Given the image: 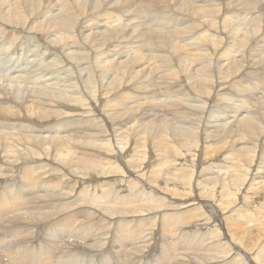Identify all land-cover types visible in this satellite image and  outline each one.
<instances>
[{
  "label": "bare ground",
  "instance_id": "obj_1",
  "mask_svg": "<svg viewBox=\"0 0 264 264\" xmlns=\"http://www.w3.org/2000/svg\"><path fill=\"white\" fill-rule=\"evenodd\" d=\"M7 1L0 0V27H3L4 31L9 32L10 36L15 37V39L29 37L42 44V47L46 50L44 53L47 56L46 63L48 62L47 64L53 69L50 73L51 75L57 76L53 77L55 80L50 83L44 80L41 83H35L33 81L37 85L29 86L27 82H31V80L28 79L26 82V78L23 76L15 78L13 76L11 79H8L0 75V127L6 128L5 130H0V250L3 255L9 256L14 261H18L16 264H23V258H19L17 251L12 249V242L15 241L16 244L21 240L22 234H26L28 238H31L35 234V230H37L45 233H42L41 238L33 243L36 248L30 242L28 247L34 254L38 253V247L41 246L44 247V251H52L51 256L58 259L55 261L57 264H90L88 263L89 256H103L105 251L102 248L103 246H99V244H104V242L94 237L91 231L92 223H99L103 220L100 219V199L94 194L91 186L92 182L82 177H77L72 180V184L78 187L80 186V188H74L72 194L62 192V188L65 187L64 178L67 174L57 172L56 170L52 172L53 169L57 168V164L44 158L24 160L16 152L27 150L30 143L34 141H39L43 145L57 142L53 151L54 155L63 158L72 153L77 148L76 144L81 142L82 138L86 136L85 142L96 150V154L99 157V164L95 169L104 167L103 164L112 165L117 163L125 165L127 163L129 167L136 169V172L144 177L148 175L146 174L147 168H150V166L142 168L144 165L143 160H145L147 154L140 160L127 162L129 160L128 158L136 152L138 146L136 149L135 145L128 147L125 146V142L120 148L113 147L119 141L128 140L127 137L130 132L119 131V129L124 130L125 127H129L127 130H131L133 127H144L148 129L146 130L147 132L158 130L165 133V136L172 137L174 142L182 141L184 143L187 141L191 142V144L195 138L197 139L199 137L198 134H200L199 139L200 141L202 140L205 148L207 141H216L217 144L220 143L219 151L222 150L225 158L222 159L223 156L218 158L222 162L226 160L224 162L226 164L231 162L232 164L230 165L236 167V171L239 172L235 174L233 171L227 170V168H232V166L227 165L225 168L224 163L222 165L219 164L220 166L215 165L212 168L206 167L205 173L201 170L199 171L198 168V173H195V178L197 179L194 185L188 186V184L185 185L184 181L180 179L183 177L182 174L177 173L176 170H167L170 172L168 175L172 177L170 181H172L173 187H177V190L183 189V193L181 192L178 195L176 194V190L168 187L169 185L166 187L175 193L172 196L166 195L163 201L178 204V207L171 208L169 211L176 212L183 210L197 214V223L190 224L188 230L191 232L205 230V232L208 231L210 233V235H205V241L202 242H197L196 238L193 237L190 243L192 250H188L192 256H182L177 264H208L214 260L228 259L225 255V249L222 256L220 254H210V250H219L222 248L220 247L222 242L214 243L215 240L213 241L211 237V234L214 232L216 234L214 239H217L216 236L219 235V232L216 230L219 224L212 226V223H210L213 220L215 211L221 214L217 210L218 208L225 209L224 214L227 215L226 219L228 220L233 217H230V215L237 211L241 215L240 219L247 218L252 221V224L259 223L260 227L259 225L253 226L251 232L263 229L264 217L260 222L259 215H251L248 209L256 201L254 195L262 192V189L257 190L256 188H252V186L264 185V180L260 179L264 177V141L262 142L263 146L259 150H257L258 146H256L255 142H253V147H245L236 153L231 151L226 154L227 147L221 143L219 137H227L229 139L236 136L241 141L246 140L250 142V140L256 141L264 136V85L261 87L263 90L261 97L253 98V96H257L256 93H253L251 96L253 100H249L251 99L249 95L248 98L241 99L239 105L234 102L231 105H227L221 99L223 93L231 86L230 92L235 83H238V87L239 84L244 83V88L249 93L251 90L256 89L246 86L250 85V80L255 78L264 80V52H261L264 44L260 42L264 41V0H204L205 2L203 4H197V2H201L202 0H149L150 5H143L142 9L137 8L135 15L144 14L143 18H145V10L151 8L152 12L156 13L150 15L154 18L148 19L163 20V22L156 21L154 24H150L155 27L149 28L148 32H140V28L138 27L131 28V25H137L138 22L131 20L129 23H126L120 19L121 16H124L122 5H128L129 0H91L89 4H83V0H15L14 2L10 1L11 3H7ZM46 6H49V14L41 18L45 15L44 11L48 9ZM110 8L118 16H111V13L106 17V15L101 13V11ZM165 10L168 12L160 16L158 12H165ZM242 10L249 16L247 18L248 23L244 24L246 31L237 28L238 30L235 32L236 37L232 39L233 37L227 34L232 32L226 31L223 28L230 25V18L235 14H239ZM256 11L260 12L257 16L254 15ZM125 15L127 16V14ZM39 18L40 20H38ZM184 18L187 20L185 22L189 23L178 27L184 22ZM103 20L105 23L101 26L100 22ZM217 23L220 24L219 27H217ZM232 24H236V22ZM99 27H104L105 30H98ZM88 28L92 32L84 34ZM135 29L137 30L135 31ZM209 36L214 38L212 42L209 40ZM187 37H192V40L181 43V40ZM4 39V42L8 40V38ZM26 39L24 42H26ZM87 41L95 43L91 52L80 51L81 48L90 50V47L86 44ZM140 41L145 42L141 45L139 44ZM173 41L179 42L180 49L177 51L171 45ZM113 45L114 47H112ZM17 46L14 48L10 47L9 53L12 52V49L17 48ZM119 46H130L127 48V52L138 53V55H127L125 60L119 62L116 60L119 67L116 68V66H113L114 68H111L114 60H108L110 55L105 51L107 50L109 53V48L112 47L110 51H114L115 54L127 53L120 51L121 48L119 49ZM5 47L6 44L2 45L0 43L1 66L6 58L3 55L4 53L2 54V50ZM235 47L243 49V51L240 50L242 55L240 54L241 56H238L239 54L236 53L241 58L236 57L237 59H231L232 53L236 51ZM147 48H153L154 51H151L152 53L144 52V49ZM189 48L193 49L190 50ZM202 49H204V52H201ZM23 51L25 52V50ZM207 51L210 53L205 59ZM32 52H34L33 49ZM157 52H163L165 55H157ZM176 52L181 58L178 63L182 62L187 67L189 63L198 59L203 60L205 64L207 63L194 70L195 73H202L201 80L194 81L193 84L196 85H192L191 82L195 73H187V67L183 73L188 74V76H184L183 79H189L191 85L179 77H175L173 72L167 73L171 68L165 66V62H172L167 60H172V53L175 54ZM184 53H186L185 56L183 55ZM134 57H140L138 63L134 62ZM36 59H39V57ZM8 63L2 67H6ZM146 63L151 64L141 70L132 71ZM33 64L36 63L34 62ZM48 69L50 70L49 67ZM16 71L18 72V70H12V72ZM12 72L10 74H13ZM157 72L164 76H155ZM153 73L156 74L154 75ZM217 74L216 80L213 81ZM141 75H147L146 78L149 79H143ZM37 76L34 78H37ZM120 76L128 77L130 80L125 84L128 85L130 82H134L135 87L126 91L124 88L117 91L114 90L113 84L116 77L118 78ZM30 78L32 77L30 76ZM234 80L237 81L232 84ZM210 81H213L214 84H210ZM211 85H214L212 89L215 90V93L218 92L216 99H214V92L212 93L211 91ZM239 91L240 95L238 94L237 98L240 99L243 95L240 88ZM130 92H133L134 95L125 98ZM199 94H205L204 103L202 100L196 98ZM96 98H101L104 101L98 106ZM217 100L220 102L218 101L219 103L216 105ZM109 103H114L113 107H116V109L112 111L105 110L103 107ZM225 106H230V108L233 107L232 109H235V115L232 116L234 118H239L236 114L241 110L248 109L249 112L247 115L239 118V122L235 121V123L233 121L223 122L220 116L218 120L221 124L218 123V120H209L210 117L217 119L216 116L218 115H216V111H220L219 115L222 112H227L224 109L227 108ZM151 107L162 111L164 115L157 118L158 116L154 115L153 111L148 110ZM48 109L56 112L52 118H49ZM122 115H130L128 118L129 124L125 127H115L112 122L113 119L116 116ZM161 117L163 119L157 124L156 119H161ZM69 120L71 122L67 124V127H64V123ZM168 120L181 122V124L178 122L180 125L176 123V126H174L173 130L175 132L173 136H171L170 132L165 131V123ZM187 121L190 122V126H185L186 124L183 126L182 124L185 122L188 123ZM80 123L91 127L93 133L77 135V137L73 135L77 132L76 130L80 126ZM236 123L237 125L234 126L233 124ZM191 124L197 125L198 130L196 131L195 129L193 132L189 128L188 130L181 131L175 129V127H191ZM23 127L27 129L23 130ZM54 133L55 135H53ZM193 137L195 138L192 140ZM170 146L171 149L164 148L162 150L160 157L155 158L152 156V158L159 161L161 165L171 164V166H175L176 163L173 160V156L177 157L181 147H176L175 145ZM211 146L207 147V150L210 151L208 152L209 154L215 152L214 147L212 148ZM148 155L151 154L148 153ZM146 160L149 161L148 159ZM205 161L207 162V160ZM27 166V169H23ZM38 166L45 168V170L37 176H34ZM8 171L10 173L6 174ZM99 174L105 176L107 173L105 170H102ZM118 175L122 180L118 182L117 179H113L115 182H118L114 188V193L119 194L124 191L132 192L133 190L125 184V175L121 174V172ZM141 175L134 177L137 183L141 182ZM192 176L194 174L189 173V177L191 178ZM155 177L152 176V178ZM199 178L201 180L198 181ZM162 181L155 179L153 184L157 182L158 185ZM237 181L241 183H237ZM198 182L199 184L205 183L210 187L211 193H208V197L202 198L199 195L200 188L198 189ZM28 184L31 187L27 186ZM96 184L102 183L97 182ZM227 188H230L231 194L234 192V196L224 202H215V199L217 200L218 198L217 196L222 194ZM196 190L197 193H195ZM240 190L245 192L239 194ZM159 193V190L152 189V193L149 196L158 198ZM52 198H55L58 204L63 202L66 206V209L61 214L56 213L59 215H53L48 210L41 211L37 208L29 211L28 207H30V204L32 206L51 204ZM62 198H64L63 201ZM81 199H86V201L81 206L72 207L75 202ZM103 200L106 201V197ZM26 203L28 207L23 209ZM234 206L237 207L234 209ZM58 209H61V207ZM165 209V207H141L137 211L139 213L138 216L123 218L126 220L138 218L140 220V217L150 215L155 217L149 221L154 226L157 218L163 216ZM40 211L41 214L36 215ZM147 211L149 213H145ZM63 215H67L68 218H58ZM5 217H9V220H6ZM90 218L94 219L90 220ZM230 221L233 222V220ZM235 222L238 221L235 220ZM128 225L129 222L126 224V227ZM131 228L132 232L127 241L133 244L130 245L132 248L128 250L133 256L139 254L135 258L137 260L132 264H141L147 258L153 260L154 263L152 264H164V262H160L158 258L154 257L156 253L155 248L149 253L145 251V249L150 247V242H148L150 240L142 239V230L139 226L132 224ZM98 231L99 234L96 236H103L104 231H101V229ZM150 231L153 232L154 228ZM94 232H97V230L95 229ZM46 235H50L53 241L50 238H46ZM242 235V240L236 241L241 242L246 249H249L255 239H253L251 233L242 232ZM126 236H128V233ZM78 237L83 238L85 243L90 241L91 243L77 248V244L73 243ZM207 240L209 243L211 240V243L208 245L206 243ZM24 243L25 241H21L20 246H23ZM229 243L230 246L238 251L233 241ZM176 245L181 248L188 247L187 243L180 244L178 241ZM59 246H67L66 248H73V250L68 253H60L61 250L57 252ZM121 250H123V247ZM116 252L119 253L122 251ZM48 254L50 253L45 251L44 254H38L36 258L42 261L50 259L51 257H48ZM110 254L107 253L106 255L111 256ZM183 254L188 255L187 253ZM156 255L157 257H161L159 253H156ZM63 257L69 259L67 261L62 260ZM91 258L93 257L91 256ZM139 258L144 259L139 260ZM246 259L253 262V259L250 257H246ZM151 262H147V264H151Z\"/></svg>",
  "mask_w": 264,
  "mask_h": 264
},
{
  "label": "rangeland",
  "instance_id": "obj_2",
  "mask_svg": "<svg viewBox=\"0 0 264 264\" xmlns=\"http://www.w3.org/2000/svg\"><path fill=\"white\" fill-rule=\"evenodd\" d=\"M10 1L14 2L15 0H8L7 3ZM90 1L91 0H83V4H85V3L89 4ZM204 2L205 1L202 0L201 2H197V4H203ZM59 4L61 5V3H59ZM143 5H150L149 0H132V1L129 0L128 5H122L124 16H121L120 19L123 20L122 22H126V23H129V21H131V20H133L134 22H138L137 25H131V28H137L138 27V28H140V32H148L149 28L155 27V26H152L150 24H154L156 21L163 22V20L148 19V18H154V17H151L150 15L156 13V12H152L151 8L148 10H145V12H146L145 18H143L144 14L136 16L135 12L137 11V8L142 9ZM46 7L48 9L44 11L45 15L41 18H44V17L48 16V14H49V11H50L49 6H46ZM57 8H61V7H57ZM111 9L112 8H110L108 10H103V11H101V13L106 15V17H108L111 13H112L111 16H118L117 14H114ZM156 9H158V8H156ZM158 10H160V9H158ZM167 12L168 11L165 10V12L159 11L158 13H160V16H161V14L163 15ZM256 13H258V14H256ZM125 14H127V16ZM259 14H260V12H257V11L254 13L255 16H257ZM247 18H249V16H247V14L242 10L239 14H235L230 18V21H231V22L229 21L230 25H227L225 28H223V27L222 28L226 31L232 32V33H227V34L229 36L233 37L232 39H234L236 37L235 32L238 29H243L244 31H246L244 24L248 23ZM158 19H159V17H158ZM38 20H40V18ZM185 21H187V20L184 18V22L182 24H180L178 27H181L182 25L189 23V22H185ZM234 22H236V24H232ZM103 23H105L104 20L100 22L101 26ZM216 25H217V27L220 26L219 23H217ZM245 26H247V25H245ZM98 30H105V28L99 27ZM136 30L137 29H135V31ZM90 32H92V31L90 28H88L87 32H84V34H87ZM4 34H6V35H4ZM1 36H3V37H1ZM0 38H1L0 43L2 45L6 44V47L4 48L5 50L4 49L2 50V54L4 53L3 55H4V57H6L4 59L2 66H5V64H7V62H9L8 65L4 68L0 65L1 77L3 76L4 78L11 79L13 76H14V78L23 76L26 78L25 79L26 82L28 81V79L31 80V82L30 81L27 82V85H29V86L37 85V84H34V82L35 83L36 82L41 83V82L46 81L47 83H50V82L55 80V78H53V77H55L57 75H51V73H50L53 69L51 68V66H49L47 64L48 62L46 63L47 56H45V54H44L46 52V50L42 47V44H40L36 40L31 39L29 37H26L27 39L25 37H20L22 39H20V38L15 39V37L13 38L12 36H10L9 32L8 33L5 32L3 27H0ZM4 38H8V40L5 41L6 43L4 42V40H5ZM25 39H26V42H24ZM212 39H214V38H211L209 36V40H211V42H212ZM191 40H192V37H187L186 39H182L181 43H186V42L191 41ZM10 41H12V42H10ZM15 41H17V42L15 43ZM144 42L145 41H140L139 44L143 45ZM260 42H263V44H264V41H260ZM86 44L90 47V50H87L85 48H81L80 51L91 52L95 43L92 41H87ZM15 45L16 46L18 45L17 48L12 49V48L16 47ZM171 45L173 46V48L176 51L178 49H180L179 42H177V41H173L171 43ZM10 47H12L11 48L12 52L9 53ZM19 47H20V49H19ZM21 47H23V48H21ZM33 47L35 48V50H38V51H35ZM112 47H114V45ZM129 47L130 46H125V47L119 46V49L121 48L120 51H122L124 53V52L128 51L127 48H129ZM257 47H258V45H257ZM36 48H38V49H36ZM111 48H109V53L107 52V50L105 51L108 55H110L108 60H111V61L114 60L111 64V68H114L113 66H116V68L119 67L116 60H118V62H119V61L125 60L127 58L126 57L127 55H132V54L138 55V53H132V52H127L125 54H115L114 51H110ZM122 48H123V50H122ZM32 49L34 52H32ZM189 49L191 50L193 48H189ZM235 49H236V51L234 53H232L233 58L231 57V59H237L236 57L242 55L240 53V50L243 51V49L237 48V47H235ZM252 49H254V48H252ZM0 50H1V48H0ZM15 50H17V51H15ZM23 50H25V52ZM39 50H40V53H39ZM5 51H8V52H6L7 54L5 53ZM151 51H154L153 48L152 49H150V48L144 49V52H146V53H152ZM249 51H251V50H249ZM201 52H204V49H202ZM261 52H264V47H263V49L261 48ZM23 53H24V55H23ZM30 53H31V55H30ZM41 53H43V54H41ZM209 53L210 52L207 51V53L205 55V59L208 57ZM236 53L239 55L237 56ZM15 54H17V55H15ZM172 54H173V59L167 60V61H172V62H165V66H169L168 68H171V70L167 71V73L173 72L175 77H179L181 80L186 81L188 84L191 85L189 79H187V80L183 79L184 76H188V74L183 73L185 71V68L187 67V65L182 63V62L178 63V61H180L181 58L177 52L175 54L174 53H172ZM37 55H39V56H37ZM157 55H163L164 56L165 53L157 52ZM183 55L185 56L186 53H184ZM38 57H39V59H36ZM134 58H135L134 62L138 63L140 60L139 59L140 57H134ZM238 58H241V57H238ZM33 59H34V61H32ZM30 61H32V62H30ZM222 61H223V59H222ZM34 62L37 65L33 64ZM150 64L151 63H146L145 65L139 66L138 68H135L132 71L141 70L143 68L148 67ZM206 64L203 60H200V59L195 60V61L188 64L187 73H195L194 72L195 69L202 67ZM32 65H33V67H32ZM27 67H30V68H27ZM38 67H40V68H38ZM48 67L50 68V70L48 69ZM21 69H23V70H21ZM24 69H26V70H24ZM37 69H38V71H37ZM12 70H18V72L17 71L12 72ZM28 71H29V73H28ZM36 71H37V73H36ZM114 71H115V69H114ZM10 72H12L13 74H10ZM33 73H35L36 75ZM26 74H28V75L26 76ZM218 74L215 76V79L213 81L216 80ZM41 75H43V77H41ZM201 75H202V73H195V76H194L195 79L194 78L191 79L192 85H196V84H193L194 81L201 80ZM30 76L32 78H30ZM35 76H37V78H34ZM141 76L143 79H146V80L149 79V78H146L147 75L146 76L141 75ZM155 76H164V75L157 72V74ZM47 77H49V78H47ZM129 80L130 79L126 76H120L118 78L116 77V80L113 84V89L116 91L121 89V88H124L125 91L128 89H132L133 87H135L134 82H130L128 85L125 84ZM213 81L212 82L210 81L209 83L214 84ZM235 81H237V80H234L232 82V84ZM253 81L255 84L253 83ZM257 84H259V85H257ZM38 85H40V84H38ZM263 85H264V80L262 81L258 78L250 80V85H246V86L249 88L251 87V88H256V89L251 90L249 93H247L245 88H244V86H245L244 83L239 84V87H238V83H235V85L233 86V88L230 92H229V90H230L231 86L229 87V89L225 93H223V96L221 97V99L223 102L227 103V105H231L232 102L239 105L240 104L239 101L241 99H246L249 97V95H250L249 98H251L253 93L257 94V96L255 95V96H253V98L254 97H256V98L261 97V93L263 91L261 89V87ZM220 86H222V85H220ZM212 87H214V85L213 86L211 85L210 88H211L212 93L214 92V94H213L214 99H216L218 92L215 93V90H213ZM239 88L241 89L242 95H243V97H241L240 99L237 98L238 94L240 95ZM133 95H134V93L130 92L125 96V98H129ZM196 98L202 100L204 103L205 94H199V95H197ZM125 100H127V99H125ZM249 100H253V99L251 98ZM102 101H104V100L101 98H96V103L98 106L100 105V103ZM218 101L219 100L216 101V105L220 102V101L219 102ZM113 106H114V103H109V104L105 105V107H103V108L105 110H111L112 111L113 109H116V107H113ZM225 107H227V108H224L225 110H227V112H222L219 115L220 111H216V113H217L216 115H218V116H216V115L215 116L217 119H215V117H210L209 120H211V121L218 120V117L220 116V119H222L223 122H232L233 121V123H235V121L239 122V118L247 115L249 112L248 109L247 110H241L238 113L236 112L237 113L236 116H238L239 118H234L232 116L235 115V112H234L235 109H232L233 107L230 108V106H225ZM215 108H217V107L215 106ZM48 110H49V118H52L56 114V112L52 109H48ZM148 110L153 111L154 115L158 116L157 118L164 115V113L162 111L157 110L154 107H151ZM129 116L128 115L116 116L112 121L113 125L115 127L127 126L129 124L128 123ZM162 119H163V117H161V119H156L157 120L156 123L159 124L160 123L159 121ZM205 120H204V122H206ZM70 122H71V120L65 122L64 127H67V124ZM178 122L181 124L180 121L168 120L167 123H165L166 124L165 131L170 132L171 136H173V134L175 132L173 130V128H174V126H176V123L178 124ZM187 122L188 123L185 122L182 125L184 126L186 124L185 126H190L189 125L190 122L189 121H187ZM218 123L221 124V122L219 120H218ZM180 124H178V125H180ZM233 125L236 126L237 123L233 124ZM128 128L129 127H125L124 130L119 129V131L130 132L129 136L127 137L128 140L127 141H124V140L119 141V142L115 143L113 145V147L114 148H120L121 146L124 145L125 142H126L125 146H128V147L131 145H135V149H136L138 146L136 152L133 153L131 155V157L128 158L130 161L127 160V162L140 160L144 155L147 154V156L145 157V160H143L144 165L142 168H144L146 166L147 167L150 166V168H147L146 174H148V175H146L144 177L141 174H139L138 172H136V169L129 167V165L127 163H125V165H121V164H117V163H114L112 165L103 164L104 167H100V168L95 169V167L99 164V157L96 154V150L91 145H88L85 142L86 136H84L82 138L81 142L76 144L77 148L72 153H70L69 155H67L63 158H60L59 156L54 155L53 151L57 145V142L51 143L48 145H43L39 141H34V142L30 143L27 150L18 151L16 153L19 157L23 158L24 160H28V159H32V158H44V159H48L49 161L57 164V168L53 169L52 172L56 170L57 172H60V173L64 172L65 174H67V176H65V178H64L65 187L62 188V192H68V193L72 194L74 191V188H80V186L78 187V186L72 184L73 183L72 180L74 178L82 177V178L86 179L87 181L92 182L91 186H92V189L94 191V194L100 199L99 200V202H100L99 206H101V218L100 219H103L99 223H95V224L92 223L91 224L92 235L94 237L98 238V240H101V242L102 241L104 242V244L100 243L99 246L102 245L103 246L102 248L104 249L106 254L111 253L110 254L111 256H107L105 254V252H104L103 256L91 255L93 258H91V256H89L88 263H90V264H92V263L93 264H103V263H105V264H132V263H134L137 260V259L135 260V258L139 254H137L135 256L130 254L128 249L132 248L130 245L133 243L129 242L127 240L129 239V235L132 232L131 225L136 224L142 230V236H143L142 239L143 240H148V239L150 240V241H148V242H150V247L145 249V251L147 253H149L150 251L153 250V248H155L156 253L161 254V257H157L156 253L154 254V257L158 258V260L160 262H164V264H177L179 262V260L182 258V256H185V257L192 256V255H190V251H188V250H192V245H190V243L192 242L191 239L193 237L196 238L197 242H202V241H205V235H207V234L210 235V233L208 231L205 232V230H198L197 232H195V231L191 232L188 230L189 229L188 226L190 224L197 223V219H198L196 217L197 214L189 212V211H183V210H178L176 212L169 211L171 208L178 207V204L166 203L163 201V198L166 195L172 196L175 193L173 191L168 190L166 187L169 185L168 187L176 190L177 191L176 194H178V195H180L181 192L183 193V189L177 190L178 189L177 187H175V186L173 187V183H172V181H170V179L172 177H171V175H168V173H170L168 171L176 170L177 173L182 174L183 177L180 179L184 181L185 185H187V184H188V186L194 185V182L197 179V178H195V175L198 173V168H199V171L201 170L203 173H205L206 167L212 168L215 165H218V166L222 165L226 160H223L224 162H222V160L219 158H221L223 156L222 159H224L225 154L222 153V150L219 151V149H220L219 144L220 143L217 144L216 141H214V142L207 141L205 144V146H206V148H205L203 146L204 143L202 142V140L200 141V139H199L200 134H198L199 137L196 136L197 139L195 137L192 138V140L195 138L194 139L195 141L193 140V143H192L193 145H192L191 142H187V141L184 143H182V141L181 142L176 141L177 142L176 143V142H174L172 137L169 138V136H165V133H162L158 130H153V131L147 132L146 130H148V129L144 128V127H133V129L127 130ZM188 128H189V130H191L193 132L195 129H196V131L198 130V127L195 124L194 125L191 124V127H187V128L186 127L185 128L175 127V129L177 131L188 130ZM191 128H193V129H191ZM5 129L6 128L0 127V130H5ZM26 129H27L26 127H23V130H26ZM76 131L77 132L75 134H73V135H76V137H77V135H84L86 133H93L92 128L87 126L84 123H80V126L77 128ZM53 135H55V133ZM194 136H195V134H194ZM219 138H220L221 143L227 147V150H226L227 153L226 154L230 153L231 151L236 153L238 150H241V149L243 150L245 147H249V146L253 147L254 146L253 142H255L256 146H258L257 150H259V149H261L260 147L263 146L262 142L264 141V136L257 139L256 141L250 140V142L249 141L247 142L246 140L241 141L236 136H233L229 139H227V137H219ZM197 140H199V141H197ZM252 144H253V146H252ZM170 145H175L176 147H181V149L178 151L177 157L173 156V160L176 164L174 163L175 166H171V164L161 165L159 163V161H157L155 158L161 156L162 150L164 148L171 149ZM177 145H180V146H177ZM207 145L208 146L213 145L211 147L212 148L214 147L215 152L209 154L208 152H210V151L207 150L208 149ZM187 147H189V148H187ZM204 149H206V150H204ZM254 149H255V147H254ZM218 151H219V153H218ZM223 152H224V150H223ZM148 153L151 155H148ZM193 153L194 154L196 153V154L194 155ZM205 153L207 154V156ZM197 154H198V156H197ZM152 156H154L155 158H152ZM209 156H211V157H209ZM215 156H216V158L213 159ZM205 157L206 158L208 157L209 159L208 158L206 159ZM146 159H148L149 161H147ZM211 159H213L215 161H213ZM188 160H190V161H188ZM205 160H207V162ZM193 161H194V163H193ZM149 162H150V164H149ZM187 162H189V163L186 164ZM217 162H219V163H217ZM177 163H179V164H177ZM203 163H204V165H203ZM224 164H225V168H226L227 165H230L232 163L230 162L229 164H226V163H224ZM196 165H198V166H196ZM206 165H209V166H206ZM39 166L35 170L34 176H37L38 174H40L41 172H43L45 170V168H40ZM181 166H183V167H181ZM202 166H204V167H202ZM230 166H232V165H230ZM27 168H28V166L24 167L23 169H27ZM179 168H180V170H178ZM235 168L236 167L232 166V168H227V170L233 171L235 174L239 173L238 171H236ZM183 169H184V171H182ZM190 169H191V171H190ZM102 170L106 171L107 174L105 176L99 174ZM185 171H187V172H185ZM119 172H121V174L125 175V177H126L125 184L128 188L133 190L132 192L124 191V192H121L119 194L114 193V188L116 187L117 183L120 180H122L119 178V175H118ZM188 172L194 174V176L191 177L192 179L189 177ZM9 173H10L9 171L6 172V174H9ZM184 174H186V175H184ZM137 175L142 176V180L139 183H137L135 181V178H134ZM98 176H99V178H97ZM152 176H156V177L152 178ZM186 177H188V178H186ZM113 179H117L118 182H115ZM155 179L160 180V181L163 180V181L158 185H157V182L153 184ZM260 179L264 180V177H261ZM199 180H201V179L199 178L198 181ZM97 182H101L103 185L102 184H96ZM237 183H241V182L237 181ZM149 184H150V186H149ZM27 186L31 187V185H29V184ZM197 186H198V189L200 188L199 189V191H200L199 195L202 198L208 197V193H211V189L209 186H207V184H205V183L199 184V182H198ZM178 187L180 188V186H178ZM238 188H240V187H238ZM252 188H256L257 190L262 189V192L254 195L256 201L254 204L250 205L248 211L253 216H255V214H258L260 217V222H261L262 218L264 217V205H263L264 204V185H256V186L253 185ZM152 189H157L160 191L158 198H152L149 196V194L152 193ZM105 190H107V192H105ZM242 190H240L239 194H243V192H245V191L242 192ZM195 193H197V190L195 191ZM233 193L231 194L230 188H227L224 190V192H222V194L217 196L218 198H217V200L215 199V202L227 201L232 196H234ZM215 194H216V192H215ZM152 195H154V194H152ZM105 197H106V201L103 200ZM63 199L64 198H62V201H63ZM85 201H86V199H81V200L75 202L72 207L81 206V204H83ZM104 202H106V203H104ZM27 203H29V202H27ZM27 203L23 209L28 207ZM59 207H61V209H58ZM141 207H145V208L165 207L166 209L163 212V216H161L160 218H157L154 226H152V222H149V221L151 219H154L155 217H152L150 215L140 217V220L138 218H132L129 220H126L123 218V217H136V216H138L139 213L137 211H139L141 209ZM235 207H237V206H234L233 208L235 209ZM28 208H29V211L37 208L41 211L48 210L53 215H59L62 213V211H64L66 209V206L64 205L63 202L58 204L57 200L55 198H52L51 204L38 205V206H34V205L32 206V204H30V207H28ZM23 209H21V210H23ZM217 210L220 211L221 214L216 213V211H215V213L213 214V220L210 223H212V226L219 224V227L216 229L219 232V235L216 236L217 239H214L215 235H216L214 232L211 234V237H212L213 241L215 240L214 243L222 242V244L220 246L222 248L219 250H210V254L211 255L220 254L222 256L223 255L222 253L224 252V249H225V251H226L225 255L228 257V259L227 258L219 259V261L214 260L213 262H210L208 264H264V227L260 231L251 232L253 229L252 227L259 225V223L252 224V221L248 220L247 218L246 219H240L241 215L238 214V212L235 210H233V211H235L237 213L234 212L230 215V217L233 216L232 218H230V220H233V222H231L230 220L226 219L227 215L224 214L225 209L218 208ZM41 211L36 213V215H40ZM56 213H59V214H56ZM145 213H149V211H147ZM61 217L65 218V219L68 218L67 215L59 216L58 218H61ZM5 218H6V220H9V217H5ZM58 218H56V219H58ZM93 219L94 218H90V220H93ZM208 219H210V218L208 217ZM235 220H237L239 223L235 222ZM109 221H111V222H109ZM128 222H129V225H128V227H126V224ZM262 225H264V224H262ZM259 227H260V225H259ZM152 228H154L153 232L150 231ZM95 229L97 230V232H94ZM99 229H101V231H104L103 236L101 235L102 237L96 236L99 234V231H98ZM32 231H34V230H32ZM242 232L251 233L253 239H255L253 244L251 245V247L249 249H246L241 242L236 241V240H239V241L242 240V238H243ZM42 233L44 234L45 232L35 230V234L33 236H31V238H28L26 234H22L21 240H19L16 244H15V241L12 242L13 243L12 249H15L17 251L19 258H23V260H22L23 264H38V263L39 264H57V263H55V261L58 259L51 256L52 251L45 250L48 253H50L47 256L51 257V258L42 261L41 259L36 258V256L38 254H44L45 253L44 247L43 246L38 247V253L37 254H34L31 251V249L28 247L29 242L33 245V243L35 241H37L41 238ZM127 233H128V236H126ZM150 233H151V235H150ZM256 236H257V238H256ZM46 238H50L51 241H53V239L51 238L50 235H46ZM75 240L76 241L73 244H77V248L83 247L84 245H88L91 243V241L85 243V241L81 237H78ZM21 241L22 242L25 241L23 246H20ZM177 241L180 244L187 243L188 247L187 248H181V247L177 246L176 245ZM230 241H233L234 245L238 248V251L235 250L232 246H230V243H229ZM148 242H147V244H149ZM206 243H207V245L210 244L211 240H210V243L208 240L206 241ZM44 244H46V243H44ZM119 245H123V246H119ZM66 247L59 246V249L57 248L58 250L57 249L56 250H57V252H59L61 250L60 253H68V252L73 250V248L68 249ZM122 247H123V250H121ZM195 248H197V247L195 246ZM226 248H227V250H226ZM116 251H122V252L117 253ZM183 253H187L188 255H185ZM246 257H250L251 259H253V262H250V260H247ZM68 259L69 258L66 259V257H63L62 260L67 261ZM141 259H144V258H139V260H141ZM144 260L141 264H145V263L147 264V262H151V261H152L151 264L154 263L153 260L150 258L149 259L147 258V260H145V263H144ZM183 260H185V259L183 258ZM17 262L18 261H14L9 256L3 255L1 253V250H0V264H16Z\"/></svg>",
  "mask_w": 264,
  "mask_h": 264
}]
</instances>
